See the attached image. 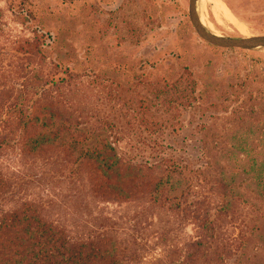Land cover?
<instances>
[{
  "label": "rangeland",
  "instance_id": "1",
  "mask_svg": "<svg viewBox=\"0 0 264 264\" xmlns=\"http://www.w3.org/2000/svg\"><path fill=\"white\" fill-rule=\"evenodd\" d=\"M214 1L228 13L217 12L212 0L197 6L215 33H264V0ZM188 6L0 0V171L8 181L0 211L34 201L72 240L111 231L127 248L124 264H181L183 250L200 236L230 249L223 264H264V201L242 165L227 161L232 135H247L264 152V49L206 42ZM41 105L64 111L77 136L106 135L123 161L145 168L150 185L169 172L178 180L169 195L181 210L152 200V187L129 199L99 193L89 166L77 170L63 149L31 153L34 131L19 128V109ZM219 163L236 167L235 184L252 200L234 216L219 211ZM209 221L214 229L206 231ZM256 221L261 226L249 238Z\"/></svg>",
  "mask_w": 264,
  "mask_h": 264
},
{
  "label": "trees",
  "instance_id": "2",
  "mask_svg": "<svg viewBox=\"0 0 264 264\" xmlns=\"http://www.w3.org/2000/svg\"><path fill=\"white\" fill-rule=\"evenodd\" d=\"M19 114V128L25 133L34 131L27 139L31 153L63 149L73 156L77 170L89 166L86 168L99 193L129 199L152 187L149 191L152 200L168 201L174 210H181L180 202H175L177 197L169 195L170 190L177 189L178 182L171 181L169 172L160 174L157 181L150 185L145 168L131 160L123 161L119 150L106 135L97 131L75 135L69 116L54 106L41 105L32 112L20 108ZM231 138L235 143L230 149L231 154L227 155L228 165L232 160L241 164L243 172L250 176L255 186L256 198L264 201V152L253 149L247 135H232ZM237 150L243 152L244 158L236 155ZM218 168L217 186L223 199L219 211L221 215L234 216L240 204L252 200L249 193H241L235 184L233 176L238 171L236 167L230 170L219 163ZM229 170L231 179L227 176ZM7 190L8 181L0 171V199ZM258 217L260 222L264 214L260 212ZM259 222L251 227L249 238L255 236L254 229L261 226ZM202 227L206 231L214 229L211 221ZM127 253V248L111 231L72 240L65 228L48 220L41 205L34 201L0 211V264H124ZM231 255L230 249L223 250L219 245L210 243L207 236H200L183 250L181 264H223Z\"/></svg>",
  "mask_w": 264,
  "mask_h": 264
},
{
  "label": "water",
  "instance_id": "3",
  "mask_svg": "<svg viewBox=\"0 0 264 264\" xmlns=\"http://www.w3.org/2000/svg\"><path fill=\"white\" fill-rule=\"evenodd\" d=\"M199 0H189V19L197 35L206 42L221 48H239L245 50L264 49V33L251 36H229L217 34L203 22L198 12Z\"/></svg>",
  "mask_w": 264,
  "mask_h": 264
},
{
  "label": "bare ground",
  "instance_id": "4",
  "mask_svg": "<svg viewBox=\"0 0 264 264\" xmlns=\"http://www.w3.org/2000/svg\"><path fill=\"white\" fill-rule=\"evenodd\" d=\"M207 1H210V0H200V2L202 3V4H204V3H206ZM214 3H215V6L216 7H218L219 8V10H217V12H219L220 14L221 13H228V10L226 9V7L221 3V2H217V1H214V0H212ZM221 5V6H220ZM203 18V17H202ZM201 18V19H202ZM204 19V18H203ZM202 22L204 23V21L202 20ZM210 30H212L211 29V26L208 24V23H204ZM213 31V30H212Z\"/></svg>",
  "mask_w": 264,
  "mask_h": 264
}]
</instances>
